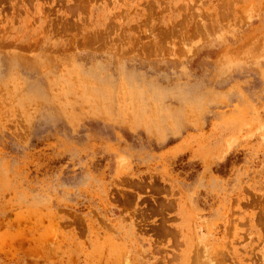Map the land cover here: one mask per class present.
Instances as JSON below:
<instances>
[{
	"label": "rangeland",
	"instance_id": "rangeland-1",
	"mask_svg": "<svg viewBox=\"0 0 264 264\" xmlns=\"http://www.w3.org/2000/svg\"><path fill=\"white\" fill-rule=\"evenodd\" d=\"M0 264H264V0H0Z\"/></svg>",
	"mask_w": 264,
	"mask_h": 264
}]
</instances>
